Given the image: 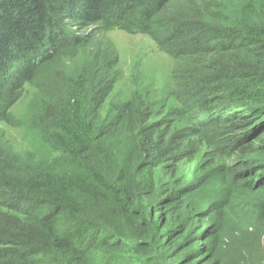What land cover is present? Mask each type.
I'll use <instances>...</instances> for the list:
<instances>
[{"label": "trees", "instance_id": "obj_1", "mask_svg": "<svg viewBox=\"0 0 264 264\" xmlns=\"http://www.w3.org/2000/svg\"><path fill=\"white\" fill-rule=\"evenodd\" d=\"M170 1L0 0V122L5 125L17 124L10 108L20 99L23 84L45 89L49 97L56 93L57 73L53 69L59 66V61L91 46L96 49L89 54L92 63L84 66L90 74L77 73L69 89L76 91L77 99L86 103L84 113L73 103L75 94L70 93L62 110H56L58 107L50 101L37 100L36 96L29 103L34 110V126L46 135L51 125L59 128L60 132H55L49 141L58 140L68 152L70 164L83 172L70 176L66 170L60 176L48 165L23 170L9 151L0 153V224L3 225L0 226V264H25L26 257L37 251L53 253L60 264H95L94 250L85 246L92 226L77 216L78 204L72 194L74 190L87 192L88 188L93 195L102 193V176L94 167L102 163L105 141L129 133L134 151L139 153L144 165L152 167L169 159L177 149L169 130H164L160 123L144 124L146 113L134 110L133 102L120 108L113 123L102 125L91 119L89 104L97 102L111 86L104 77L111 66L108 52L95 47L93 28L145 35L159 51L177 61L172 73V88L176 90L173 96L202 105L206 118L196 119V132L201 137V132L217 136L215 143L221 145L220 150L238 155V168L226 166L222 171L227 191L229 194L262 191L254 210L264 220V160L246 158L250 153L264 154V85H252L259 73L247 70L229 54L239 49L258 50L262 54L257 55V64L264 68V42L252 41L248 30L214 29L206 20L199 21L197 14H187ZM221 59L225 64L218 62ZM224 98L226 109L218 108ZM240 104L242 109L238 107ZM55 111L59 112L58 118H50ZM88 176H92L97 187L87 182ZM136 183L126 163L119 167L107 193L114 209L138 218L140 214H136L134 207L137 199L150 196L153 190L150 184ZM191 192L188 188L174 190L159 204L167 211L166 215H170L171 207L185 206L194 211L195 219L202 216L214 220L218 210L208 207L198 211L196 203L188 202ZM64 220L67 222L63 226ZM213 227L204 229L197 237L190 236L192 240L188 241L182 234V226L177 225L154 241L175 249L172 257H179L176 264H221L213 260L218 246ZM198 241L193 250L187 251ZM107 242L106 245L113 246L112 250L117 249L115 242ZM136 245L142 251L146 247L141 242Z\"/></svg>", "mask_w": 264, "mask_h": 264}, {"label": "rangeland", "instance_id": "obj_2", "mask_svg": "<svg viewBox=\"0 0 264 264\" xmlns=\"http://www.w3.org/2000/svg\"><path fill=\"white\" fill-rule=\"evenodd\" d=\"M170 2L187 14H197L199 21L206 20L214 29L248 30L252 41L264 42V0ZM93 29L97 41L95 47L99 46L101 50L108 52L111 66L104 77L110 80L111 86L109 90L102 92L97 102L89 104L91 119L102 122V125L105 122L113 123L114 115L120 108L127 102H133L134 110L140 109L146 113L144 124L160 123L164 130H169V136L178 144L169 159L152 167L144 165L139 153L134 151L135 144L129 133L112 136L105 141L102 163H96L94 167L102 176V193L93 195L88 188L87 192L74 190L72 194L78 204L77 216L92 226L86 236L85 246L94 250L95 264L108 260V264H176L179 257H172L175 249L166 248L154 240L162 238L168 229L177 225L182 226V234L188 241L192 240L190 236L197 237L204 229L214 226L212 230L218 236L217 252L213 257L216 262L264 264V220L256 216L254 210L262 191L241 190L237 191L238 194H229L227 191L222 171L226 166L238 168V155L225 149L220 150L221 145L215 143L217 136L201 132V137L194 129L198 126L195 125L196 119L204 121L206 113L199 102L173 96L176 90L172 88V73L178 66L177 61L159 51L145 35ZM94 50L96 49L91 46L74 57H64L59 61V66L53 69L57 73L56 93L52 92L49 97L46 96L45 89L38 90L30 88L27 83L23 84L20 99L10 108L13 121L17 124L7 126L0 122V153L9 151L23 170L48 165L60 176L66 170L70 176L83 172L72 166L73 163L70 164L68 152L58 144V140L49 141L55 132H60L59 128L51 125L47 130L49 135H46L34 126V110L30 109L29 103L36 96L37 100L50 101L58 107L56 110H62L70 93L75 94L73 103L84 113L86 103L81 98L77 99L76 91L69 89L71 82L77 79V73L90 74L84 66L92 63L89 54ZM229 54L236 57L247 70L259 73L252 85H264V68L256 60L257 55L262 53L254 49H239ZM218 62L225 64L224 59ZM218 68L215 66V69ZM103 69L106 71V68ZM223 71L224 68L221 69L222 74ZM226 101L224 98L217 107L226 109ZM241 106L242 104L238 107L242 109ZM58 111L53 112L50 118H58ZM246 158L264 160V154L250 153ZM126 163L136 184H150L153 190L150 196L137 199L134 207L136 214H140L138 218L126 216L124 212L114 209L113 200L107 193L108 186L115 182L119 167ZM86 179L96 186L92 176ZM181 188L192 191L189 195L191 201L188 202L196 203L198 211L208 207L218 210L215 219L202 216L195 219L194 211L185 206L171 207L170 215H166L167 211L159 203L174 190ZM66 220L63 221V226ZM138 234L147 235L139 239L136 237ZM107 241L115 242L114 247L117 249L112 250L113 246L106 245ZM138 242L145 244L143 251L136 245ZM199 243L193 242L187 251L193 250ZM25 264L60 263L53 253L37 251L26 257Z\"/></svg>", "mask_w": 264, "mask_h": 264}]
</instances>
